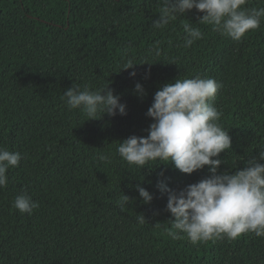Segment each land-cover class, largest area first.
<instances>
[{"label":"trees","instance_id":"1","mask_svg":"<svg viewBox=\"0 0 264 264\" xmlns=\"http://www.w3.org/2000/svg\"><path fill=\"white\" fill-rule=\"evenodd\" d=\"M162 6L163 0H0V147L21 154L0 188V264H264V238L253 233L196 245L168 235L172 217L158 184L180 191L207 178V166L184 174L171 162L152 161L140 169L117 153L120 141L147 136L157 90L196 76L222 85L213 106L231 149L220 153L218 171L242 170L264 149V17L237 42L199 23L203 13L195 9L154 27ZM244 7L264 8V0ZM185 23L203 33L190 47ZM128 59L138 65L121 70ZM72 85H108L126 115L87 120L67 107L63 94ZM138 184L150 203L142 202ZM21 192L39 203L31 214L12 207ZM123 194L130 202L121 208Z\"/></svg>","mask_w":264,"mask_h":264},{"label":"clouds","instance_id":"2","mask_svg":"<svg viewBox=\"0 0 264 264\" xmlns=\"http://www.w3.org/2000/svg\"><path fill=\"white\" fill-rule=\"evenodd\" d=\"M247 0H163L159 18L153 21L154 27L167 25L177 15H184L195 9L203 13L199 23L211 25L213 31L239 42L247 32L260 27L264 17V8H247ZM185 47H190L203 37L199 28L190 23L184 24ZM159 55V42L155 45ZM151 63H139V65ZM137 63L131 59L121 70L133 69ZM135 71L130 76H135ZM222 87L212 78L196 76L176 79L164 84L157 90L153 103L146 115L154 121L148 128L146 137L135 135L120 141L117 153L129 165L144 168L152 161L171 162L184 174H191L205 166L210 175L207 178L187 185L180 191L158 184L162 192H167L166 211L170 213L172 227L168 235L172 239H184L196 245L198 243L222 239L235 240L242 234L253 233L264 238V149L258 158L247 159L242 170L218 171L224 162L220 153L231 149V137L218 123L221 112L213 106L217 91ZM137 94L144 95L140 83L135 85ZM67 107L81 110L89 119H97L101 113L109 116L126 115V105L120 103V97L106 88L83 90L79 86L68 88L64 92ZM98 159L111 162V156L100 154ZM21 160L19 152L0 147V188L8 183L7 171L17 167ZM136 190L142 202L147 204L152 195L139 184ZM130 202L122 195L119 206ZM12 207L21 214H31L39 207L27 192L18 194ZM139 223L146 220L143 214ZM175 229V230H173Z\"/></svg>","mask_w":264,"mask_h":264}]
</instances>
